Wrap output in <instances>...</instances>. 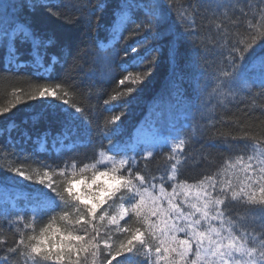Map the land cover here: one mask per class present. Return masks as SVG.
Returning <instances> with one entry per match:
<instances>
[{
    "label": "snow or ice",
    "instance_id": "snow-or-ice-1",
    "mask_svg": "<svg viewBox=\"0 0 264 264\" xmlns=\"http://www.w3.org/2000/svg\"><path fill=\"white\" fill-rule=\"evenodd\" d=\"M29 2L32 7H44L51 15L61 18L63 13L53 9L72 8L90 28H98L100 23L95 11L90 12L81 0H68L67 4L64 0L58 4L53 0ZM240 2L250 11L239 8L242 19L232 26L243 28L244 32L230 35L227 46L220 50L219 55L230 70L215 76V81L218 89L250 93V88L258 87V95L264 97V50L254 53L264 44V0H256L255 4L251 0L234 3L225 0L217 3L216 8L235 10ZM140 5L141 0H124L118 6L120 16L114 21V37L118 34L121 39L146 37L164 22L167 9L160 0L144 5L147 11L143 18L136 15ZM106 7L110 5L100 0L97 8ZM249 16L252 23H246ZM125 21L134 25L127 38L119 31V25ZM5 22L0 16V25ZM20 38L30 45V60L37 70L50 71L48 64L42 62V50L57 47L54 35H46L28 22L0 27V43L8 49L10 63L19 61L18 48L15 51L13 48ZM139 48L138 44L131 51ZM153 51L158 50H152V58L148 56L141 62L139 68L143 72L123 70L127 74L122 75L118 84L124 86V91H117L112 101H126V94L130 96L137 90L136 85L152 75L156 62ZM63 54L60 51L56 55ZM67 54L71 55L70 47ZM128 55L129 52L122 53L123 57ZM116 59L114 55L109 63H115ZM52 81L37 86L35 95L28 93L24 101L20 99L25 95L24 90L14 88L12 107L29 100L52 98L69 105L83 117L85 109L75 103V86L67 80ZM7 111L0 109V115ZM122 115L123 111L112 116V126L102 135L109 143L107 146L100 143L99 152L93 149L86 158L91 162L70 156L60 164L44 165L37 173L13 169L17 176L45 186L54 200L49 207L30 199L23 215L19 211L14 213L15 221L8 224L11 237L0 231V264H264V127L257 128L253 122L242 127L243 135L225 140L229 148L239 145L236 151L242 154L236 156L237 163L222 165L224 178L219 179L218 172L203 175L196 183L189 184L180 179L182 161L174 156L168 157L170 175L165 171L157 178L141 167L142 160L154 157L157 148L154 138H142L151 143L141 146L139 152L113 150L109 134ZM184 144L180 140L176 147L182 148ZM237 168L239 173L234 171ZM229 170H233L232 178H228ZM168 182L170 191L165 187ZM233 205H239L246 214L239 215Z\"/></svg>",
    "mask_w": 264,
    "mask_h": 264
},
{
    "label": "trees",
    "instance_id": "trees-1",
    "mask_svg": "<svg viewBox=\"0 0 264 264\" xmlns=\"http://www.w3.org/2000/svg\"><path fill=\"white\" fill-rule=\"evenodd\" d=\"M12 2L16 8L15 24L20 21L34 23L44 34L54 35L57 47L42 50V62L50 68L45 72L37 70L31 62L30 45L23 43L22 38L13 48V51L17 48L19 51V61L14 63H10L8 49L0 43V109H9L0 115V213H3L0 215V231L8 233L9 238L8 224L15 221V212L24 214L30 206V199L49 207L54 200L45 186L33 181L22 183L13 169L37 173L44 165L60 164L70 156L91 162L86 158L92 155L94 148L99 152L100 143L108 145L109 141L102 139V135L107 134V128L112 126V116L121 111V121L109 134L113 150L136 149L139 152L141 146H147L151 141L143 139L135 145L128 143L138 128H152L145 138H154L157 148L153 158L142 160L141 167L157 178L165 171L170 175L168 157L174 156L182 161L179 165L180 179L189 184L196 183L203 175L218 172L221 173L218 178H224L222 165L237 163L236 156L242 154L236 151L239 145L229 148L225 140L243 135L242 127L253 122L257 128L264 127V111L261 110L264 97L258 95V87L250 88V93L218 89L215 81V76L230 70L219 55L220 50L227 46L230 35L244 32L243 28L232 26L242 19L238 9L244 8L243 2L235 10H217V3L225 0H162L167 11L164 22L153 33L146 34V37L135 35L131 39L118 37L109 44L106 41L113 35L116 8L122 4L121 0H104L106 6L110 5L105 10L97 8L100 0H81L100 19L98 28H90L80 18L79 12L72 8L53 9V12L63 13L61 18L51 15L44 7H32L29 0ZM59 2L53 0L54 4ZM228 2L234 3L235 0ZM251 2L255 4L256 0ZM64 3L67 4L68 0ZM244 10L250 11L248 8ZM146 11L140 5L136 15L143 18ZM246 23H252L251 16ZM133 27L126 21L120 33L127 38ZM138 44L140 48L132 52L131 49ZM68 47L71 55L67 54ZM152 50H158L152 53L156 61L152 75L136 85L137 90L130 96L126 94V101H112L111 97L117 91H124V86L118 84L122 75L127 74L123 70L134 74L143 72L139 68L141 62L150 56ZM262 50L264 44L258 46L254 53ZM60 51L64 54L57 56ZM123 52H129V55L123 57ZM114 55L117 59L110 64L109 60ZM52 80H67L75 86V103L85 109L83 117L79 114L74 121L58 110L48 109L33 115L27 113L26 109L37 108L39 100L12 107L15 103L14 88L24 90L25 95L20 97L24 101L28 93L35 95L37 86L52 83ZM105 100L109 103L105 104ZM7 119L12 120L11 126ZM64 137L68 138L67 141ZM42 139L45 140L43 146L40 145ZM180 140L185 144L177 148ZM137 160H141V156H137ZM234 171L239 173V168ZM232 172L229 170L228 178H232ZM12 182L27 193L16 196L9 184ZM156 183H160L159 179ZM169 183H165V187L170 191ZM232 207L239 215L246 214L239 205ZM8 213L13 215L8 216Z\"/></svg>",
    "mask_w": 264,
    "mask_h": 264
},
{
    "label": "rangeland",
    "instance_id": "rangeland-1",
    "mask_svg": "<svg viewBox=\"0 0 264 264\" xmlns=\"http://www.w3.org/2000/svg\"><path fill=\"white\" fill-rule=\"evenodd\" d=\"M14 1V0H13ZM153 2V0H141V5H150ZM160 2L162 3V0H160ZM14 11H16L15 6H13V2L12 0H0V16L3 17V19L6 21L3 25H0V27L3 28H9L10 26L13 25H17L16 23V17L14 14ZM120 14V13H119ZM22 24V21H20L18 23V25ZM122 24L119 25V27H121ZM115 38L113 37L111 40H114ZM55 110V111H60L63 113V115L66 118H70L74 121H76L79 118V113H77L74 109H71V107L69 105H66L64 103H62L59 100H55L52 98H45V99H39L37 108L35 107L34 109H26L27 113L30 114H35L36 112L40 111V110ZM7 122L9 123V126H11L13 124L11 119H7ZM149 128L145 127V128H138L136 130V133L134 134L133 139L129 142V144L133 145L136 142H139L141 140H143L142 138H145V135L147 132H149ZM138 138H141L140 140H138ZM138 140V141H137ZM22 183L27 184V180L21 178L20 180ZM10 186L12 188H14L16 196L19 194L25 195L27 192L26 190H23L22 187H20L18 184L12 182L9 183ZM48 190V189H47ZM48 193V192H47ZM47 199H50V197L47 196Z\"/></svg>",
    "mask_w": 264,
    "mask_h": 264
},
{
    "label": "bare ground",
    "instance_id": "bare-ground-1",
    "mask_svg": "<svg viewBox=\"0 0 264 264\" xmlns=\"http://www.w3.org/2000/svg\"><path fill=\"white\" fill-rule=\"evenodd\" d=\"M123 0H121V3L123 4ZM121 5V4H120ZM119 6V5H118ZM117 6V8H116V11H118L119 10V7ZM114 25H116L115 23H114ZM118 38V37H117ZM112 39V36L111 37H109V39L106 41V43L107 44H109V43H113V41L111 40Z\"/></svg>",
    "mask_w": 264,
    "mask_h": 264
}]
</instances>
